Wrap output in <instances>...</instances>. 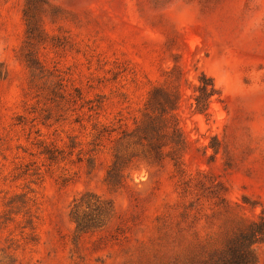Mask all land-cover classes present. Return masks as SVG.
Returning <instances> with one entry per match:
<instances>
[{
	"label": "rangeland",
	"instance_id": "374dc122",
	"mask_svg": "<svg viewBox=\"0 0 264 264\" xmlns=\"http://www.w3.org/2000/svg\"><path fill=\"white\" fill-rule=\"evenodd\" d=\"M48 1L59 11L44 17L55 39L39 53L64 72L69 100L29 91L19 54L26 0H0V264H159L148 249L157 218L179 199L173 163L135 160L119 187L107 172L117 139L177 66L187 169L214 175L241 211L257 217L264 206V0ZM203 73L219 89L208 114L195 101ZM100 96L99 113L89 111L86 99ZM87 191L111 199L116 214L105 228L82 232L70 204ZM254 247L255 264H264V242Z\"/></svg>",
	"mask_w": 264,
	"mask_h": 264
},
{
	"label": "trees",
	"instance_id": "16d2710c",
	"mask_svg": "<svg viewBox=\"0 0 264 264\" xmlns=\"http://www.w3.org/2000/svg\"><path fill=\"white\" fill-rule=\"evenodd\" d=\"M46 15L58 16L59 11L53 10L48 0H26L23 16L27 31L19 54L29 68V91L36 97L53 94L69 100L72 93L64 72L50 68L40 57L41 46L55 39L45 28ZM182 78L183 69L177 66L169 71L166 82L152 87L135 127L124 130L116 141L107 181L119 187L135 160L156 164L168 158L178 177L179 199L157 218L158 233L148 252L158 253L159 264H255L254 246L264 242V206L257 217H249L228 198V188L214 175L187 169L184 155L189 141L177 114ZM199 81L196 108L208 114L210 98L219 94V89L212 79L206 81L204 73ZM75 90L82 99L79 89ZM93 101L86 99L85 103H91L89 111L98 114L103 106L101 96L95 100L97 103ZM42 152L50 159L56 158L55 151L47 146ZM115 214L111 199L90 191L79 194L70 204V217L77 231L103 229ZM142 264H151V259Z\"/></svg>",
	"mask_w": 264,
	"mask_h": 264
}]
</instances>
